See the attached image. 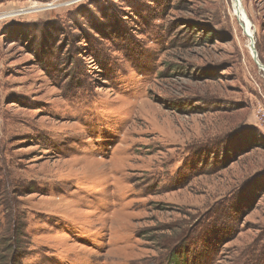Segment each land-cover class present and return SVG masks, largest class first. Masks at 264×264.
Segmentation results:
<instances>
[{
	"label": "rangeland",
	"instance_id": "rangeland-1",
	"mask_svg": "<svg viewBox=\"0 0 264 264\" xmlns=\"http://www.w3.org/2000/svg\"><path fill=\"white\" fill-rule=\"evenodd\" d=\"M236 5L0 0V264H264V0Z\"/></svg>",
	"mask_w": 264,
	"mask_h": 264
},
{
	"label": "water",
	"instance_id": "water-1",
	"mask_svg": "<svg viewBox=\"0 0 264 264\" xmlns=\"http://www.w3.org/2000/svg\"><path fill=\"white\" fill-rule=\"evenodd\" d=\"M251 25H252V23H251ZM247 37L249 39V50H250V54L252 56V59L256 63L258 69L262 72V75L264 76V65L260 61L258 54H257V51H256V48H255L254 30H252V33L248 34Z\"/></svg>",
	"mask_w": 264,
	"mask_h": 264
},
{
	"label": "trees",
	"instance_id": "trees-1",
	"mask_svg": "<svg viewBox=\"0 0 264 264\" xmlns=\"http://www.w3.org/2000/svg\"><path fill=\"white\" fill-rule=\"evenodd\" d=\"M19 227V226H18ZM20 235L21 233L20 232H17L16 230L13 232V238H14V243H17L19 241V238H20ZM14 247H15V244H14ZM186 260V257H185V253L183 251V254H175V253H171L170 255V261H171V264H184V262Z\"/></svg>",
	"mask_w": 264,
	"mask_h": 264
},
{
	"label": "bare ground",
	"instance_id": "bare-ground-1",
	"mask_svg": "<svg viewBox=\"0 0 264 264\" xmlns=\"http://www.w3.org/2000/svg\"><path fill=\"white\" fill-rule=\"evenodd\" d=\"M237 4V0H234V5ZM233 5V3H232ZM237 6V5H236ZM238 7V6H237ZM235 14L237 15H241L242 14V11L238 8L235 12ZM242 16V15H241ZM244 17V24H245V28L249 29L251 27V23L249 22L250 20H248V18H246V16H243ZM252 33V32H251ZM249 32H246V35L248 36V34H251ZM249 43V42H248Z\"/></svg>",
	"mask_w": 264,
	"mask_h": 264
}]
</instances>
